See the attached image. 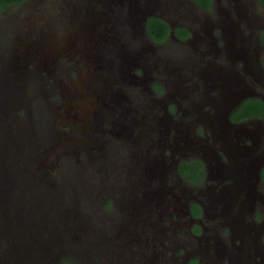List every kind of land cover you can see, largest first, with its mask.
Instances as JSON below:
<instances>
[{"label": "flooded vegetation", "instance_id": "1", "mask_svg": "<svg viewBox=\"0 0 264 264\" xmlns=\"http://www.w3.org/2000/svg\"><path fill=\"white\" fill-rule=\"evenodd\" d=\"M80 1L82 2V0L75 1L74 6H76L77 2ZM103 1L104 0H96L95 3H99L103 8L111 7V3H114L109 1V3L106 4L103 3ZM124 3L125 0L121 1L120 4L117 3V5H124ZM211 3L212 8L208 10L204 8L206 7L205 5L198 4L194 0H142L129 2L128 7H156L157 9L162 7V9H169L166 16L161 14L151 16L161 17L170 24V36L163 42L154 41L148 35L146 24V34L141 28H136L135 23L133 24V16L131 22L129 21L131 28H129V30H121L119 28L121 30L119 34L122 38H124V34L126 39H128L129 36L132 37L134 32L136 34L141 33L142 35H147L148 38L145 39V41L151 45L152 49L156 48V51H160V53L163 52L164 49H167V43L169 42L175 41L176 44L182 45L180 50L177 48L176 54L172 53L175 55L176 62H178L177 65L175 68L173 66L169 68V74L171 76L169 77V84L171 87L179 90L182 96H179L178 100H173L170 97H167L166 101V109L168 113H170L172 116H182L183 119H177L178 121L174 120L177 123L183 122L185 118H188L187 115L190 116L193 115L192 113L195 114L197 112V107L192 100H194L196 98L195 96L198 95L202 90L200 86L201 84L203 85L205 78L211 77V89H216L215 86H218L217 82L220 84V100H222L224 106H221V108L218 109L220 110L219 113L213 114L211 121H208V118L206 121L204 119V115H201V117L202 120L205 121L199 120L201 118L197 113L196 117L193 118L194 120H189L186 122L194 124L191 133L192 136L190 135L193 140H200L201 133H206L208 139H210L207 141L209 144H213L214 141L215 143L218 142L226 148L225 152L229 153L230 149L235 148V144H239L240 141H244L245 137L258 138L261 134H264V118L256 117L246 118L245 120L240 121H231L233 125H231L232 129L230 131L226 130L223 135L220 134L218 131L219 126H215L214 122L224 120L222 115L229 105L225 104L224 97L226 96L228 89L231 90V87H237V83L234 80L236 75L243 77L248 84L251 82L249 80L252 79L256 83H251V86L254 85V87L264 90V52L261 54L258 51V48H264V29L257 32L253 31V35L257 39V53L255 56H253L255 61L250 60V58L248 60L245 59L247 50L245 49L239 52L240 49L244 47L243 44L245 39L243 38L242 33L233 28V25L229 20V11L227 9L239 10L241 13L239 15L240 20L246 19L248 26L252 28L256 27L258 29L260 27V18L256 14V10H258L260 7H263L264 11V4L262 0H211ZM70 4L73 5V1H71ZM214 9L218 10L220 20L215 19L214 22L210 24L202 21L203 25L201 26V17H203V14L211 11L213 12L215 11ZM82 12L86 13V16L84 17L85 22L91 24V28L94 29V26L100 28V25L97 24L98 20L94 19L95 16L92 14L90 16L89 10L84 9ZM257 13H259V11ZM128 14L131 16V11ZM105 15L107 14L105 13ZM151 16L147 18V21ZM173 18L176 20H173ZM177 28L182 29L178 34L176 33ZM75 30L78 39L83 42L80 44V47L75 48L73 51L68 53H63V51L67 50L68 47L62 46V52L58 53V59H61V56H65V58L68 57L66 58L68 61L75 60L78 62L81 60L83 61L86 56L89 58L88 54L93 48L90 46L92 43H94L93 39L88 37L90 30L87 29V37L85 38L79 36L78 30ZM251 38L252 37H250V39ZM106 43H108L107 45H111L110 47L112 50H109V53L113 57L115 56L116 60V63L112 67H108L107 75L112 77L115 66L119 68L120 71H123L125 63H127L128 67H131L134 73L138 74L139 77H141L143 74L144 76L148 75L149 69L145 67L143 72V66H141L138 61L128 60L127 57L122 53V50H120L115 44L112 36L106 38L102 45H105ZM219 44L222 45L220 46ZM49 49L51 50V48ZM102 51L103 50H100L101 53ZM213 51L216 53L214 54V57L217 58L219 56V61L222 62L218 74L213 72L209 73L210 68L206 67L207 65L213 63V59L211 57L206 58V55L211 54ZM151 53L154 52L151 51ZM222 53H226V56L224 55L223 57ZM102 55H104V53H102ZM102 55L100 56L98 54V61L96 60L97 65H95L96 67L89 74L91 77H93L94 82L99 81V83H102L101 78H103V71L106 69L102 68L98 64V62L103 60ZM144 56L147 55L145 54ZM39 57L40 55L37 57V60ZM197 57H200L199 62L195 59ZM201 62H203V65L200 67V71H196L197 66L201 64ZM159 66L160 68L157 69V72H162L168 68V66L165 67L163 64H160ZM54 67V69H58L61 72L64 71L63 66L59 65V63H57V65ZM72 69L74 71H78V67L69 65L70 72H72ZM178 71L181 73L178 74ZM221 71L223 72L222 76ZM114 78L117 79L119 83H133L132 81L125 79L121 74L115 75ZM180 80L183 82L188 81V85L192 87V90L187 89V84L182 87ZM35 82H37V79ZM50 83L51 82L48 81V86ZM70 83L72 82L70 81ZM53 86H59L57 80L54 81ZM93 86H96L97 92L103 91L101 93L100 104L103 106V109L107 110L111 108L114 111L113 108L120 102L121 90H113L115 89L114 85L112 87L108 83L103 85V88H98L97 85ZM167 86L165 88L163 83H153L151 84L150 89L154 95L160 96L164 94ZM127 90L130 92L132 97L139 102V104L140 102L144 104L147 103V99L146 101L142 100V97L134 94L132 89H125L124 91ZM54 96H57V94L54 93ZM57 98L59 97H56L55 100ZM216 98H218V96ZM58 101H60V99H58L56 102ZM183 101L187 104V108H192V110H183L180 107L181 102ZM208 104L210 105L212 103L209 102ZM63 106L58 108L52 122L47 121L43 122L42 124L40 121L37 122L35 119L36 116L33 115V121H31L32 127H29V122H26V118L28 117H24L25 119H19V121L16 123V131L11 132L12 136L10 135L8 141L10 145L15 146L17 149L12 154L16 153L18 155L17 167H20L19 175L21 172H25V170L31 168L33 171H37V169L40 167L45 168L49 166L50 168H53L54 162L60 158L61 154H63L65 150L66 154L75 155L77 166L83 165L87 175L90 176L91 171L88 169L89 167L86 166H89V163L80 164V158L78 157V154L80 155L85 153L87 158L89 157L93 163H95V159H98V162H100L101 160L108 158L107 151L110 148V145L112 147V152L119 151L118 148H120L119 144H121V142H117L114 137H111V135L117 134L120 136V139L123 137L126 141L133 140L131 134H129V126L123 121H121L122 123H118L119 121H114V123H111L112 128L104 127L106 119H103V117H97L95 119L96 123H93L87 127L80 125V118H77L78 116H72L77 118V120L72 122V124L66 122L74 118H63V116H67L72 111L68 106H66L67 109ZM237 107H235L230 112L229 116ZM193 109H196V112H194ZM62 110L63 114L61 113ZM248 123L259 125L261 128L260 134L246 128V124ZM224 124L227 125L226 122H224ZM66 126H70L71 131L64 132V136L70 135L71 138H69L68 141L62 143L61 139L64 136L61 135V130ZM184 127L188 128V124L185 123L183 125V128ZM214 127L218 130H214ZM25 130H27V132H25ZM46 131L51 133V137L49 139V144L42 141V145L44 146L45 151L56 150V153H54L55 158L50 164H35V160H31L32 158L30 152L24 153V151H22L21 153V150H23L22 146L24 145V140L21 135L26 133L31 134V139H25L28 144L31 141L36 148L37 146H40L39 139L45 135ZM206 131H211V134L209 135ZM80 132H82L81 135H77ZM173 132H175V134L177 133L175 130H173ZM183 134L184 133L180 134V139L177 140V144L180 142H185L183 146L187 147L186 149L193 151L196 147L190 146L189 144H192L194 141L191 138L184 137ZM214 134L215 137H213ZM216 134H218V137H216ZM212 138L213 140H211ZM83 139L87 140L86 145L84 146L82 144L80 146L77 141ZM139 140L142 142L141 140H143V138H140ZM200 141L202 142V140ZM140 142L138 143L139 145L141 144ZM143 142H145V140H143ZM256 142H258V139ZM171 143L174 144L175 141H171ZM196 143L199 144V141L196 140ZM164 145L172 147L170 143L168 145L165 140L162 142L156 141L155 146L158 149V156L156 157L155 162L152 161L148 163L144 159V163L141 162V165H136L140 170H142V177L143 175L146 177L149 171L150 179L148 176V178L146 177L147 181H134L131 184V190L125 193L122 191L119 192L121 197L117 199L120 202L118 206L121 207L123 211H125L123 221L120 223L121 225L119 227V233L112 236L113 238H108V242L105 244L103 242L104 239L98 236L94 248L90 251H88L87 248L81 249L80 252L78 251L79 249L76 252L74 249L67 251L65 248L64 251L62 248H59L58 250L55 248L60 242L63 243H60L59 246L63 245L64 242L65 244L67 242L75 244L76 242L80 241L78 238H76V235L75 238H71L73 233L76 234L78 231L86 232L83 237L86 235L88 237H92L95 234L94 230H87L85 228L86 224L83 223V221L86 219L85 216L87 218L89 217V213L84 212L81 216L78 215L80 209V199L86 198V192L87 189H89L87 188V181H79L80 187L71 185L70 190H68V187H66L73 183L72 179L70 178L65 179L66 185L65 187H62L65 189H62L58 184L52 183V181H46L44 184L46 183L45 185L47 187L41 186L43 191L42 197L39 195H24L22 192L11 191L16 193V195L7 198L9 203L8 207L6 202L7 211L4 212L3 208H1L0 212V252H2L0 254V264H107L106 260L110 262V264H115L119 262L118 253L122 252L132 254L133 260L135 261L140 259L142 264H167L165 262V258H169L174 264L175 261L177 264H189L190 261L194 259H197L199 264H206V262L212 260L214 261V264H221V262L222 264H233L231 262V258L233 256H240L239 260H241V262L246 261L248 258H252L254 260L255 256H259L264 260V196H256V184L251 187V189H248L246 184L248 179L253 176L254 171H251L250 175H246L245 177L243 172L237 171L235 168L227 170L225 169L227 168V164L223 161L220 153L218 154L217 151L214 152V150L208 147L203 148V154L205 156L206 154L208 155L207 160H213L214 163H217L220 166L223 165V170L213 172V177L217 179L219 176L221 178L227 176V174H233V176L228 179L233 181H231L232 185L226 182V185L223 186L217 194L213 193L211 195L209 192V194L204 193L202 197L197 196L193 190L199 186L200 183H192L188 180H185L181 176L178 166L183 160H179L180 155L179 157H175L168 162L167 165L172 170L171 172L164 170V154L162 165H157L159 156L162 155L159 153V151L162 150ZM85 147L86 149H83ZM225 152L224 154H226ZM245 154L246 152L242 155H238L237 149H235L233 153L228 156L231 159H240L243 158ZM182 155L187 156V154L183 153ZM188 155L192 157L195 154L190 152ZM24 157L28 159V163L31 162L34 164H30V166H28V163L25 164ZM202 158L204 159L203 156ZM190 160H193V158H188V160L185 161ZM226 160H229L228 164H231L232 167H235V163H232L230 159L227 158ZM221 162L222 165L220 164ZM153 163L154 166H151ZM36 165L38 167H36ZM94 166H96V164H94ZM158 167L161 168V173L158 170ZM119 168V166L117 168L108 167L107 172H110L111 174L108 176L107 187H114L119 182V180L111 179L114 172H116L115 170H119ZM41 169L42 168H40V170ZM96 170L99 169L96 168ZM173 175L174 177L169 179V177ZM21 176L23 177L24 181V175L21 174ZM41 180L42 179L40 178L38 180L32 179L29 180L27 184H40ZM258 182L262 183L261 185L264 186V180L262 178ZM205 183H207V180H205ZM156 189L159 193V197L152 200V202L149 203V206L147 207L148 200L146 199V195H148L150 190L153 191ZM227 189H230V191ZM234 189L235 191L232 193ZM187 193H189V195H186ZM99 197L101 198L102 196ZM40 198H44L45 201H40ZM117 200H114V203ZM114 203L113 206L115 207ZM163 203L166 204L165 207L163 206ZM182 204L184 207H186L187 212L185 211V208L182 209ZM194 204L201 206L202 213L200 215H195L193 211ZM62 205L64 206V211H57L59 207L63 208ZM249 205H253L254 207L252 212H250ZM208 209H211L212 211L207 212ZM64 212L66 214H64ZM186 213L188 214L187 217L189 220L187 222H185V220L182 222L180 221V223H176L174 225V219H182V217H186ZM162 216H164V218ZM205 218H207L210 222H204ZM223 219H225L227 222L223 221ZM238 219H244L246 222L240 224ZM249 219L251 221L250 224ZM78 223L81 227H76ZM209 223L212 224V229H216L215 232L218 234L219 230L227 231L228 225L230 227V234H228L230 240L232 242H244L246 245L242 247L234 246V248L230 249V251L226 250L227 252H230L227 256L225 249H220L217 247L215 250V246H210L213 251L210 249H202L199 246L195 247L191 245L192 241L186 246L184 242H178L180 238H178L174 243L175 234L177 231L182 232L181 229L185 225H190V227L192 226V228L189 230V234L192 235L193 238H200L199 236L202 232L206 233L211 228ZM237 225H240L241 228L246 227L244 232L240 231L239 234H236L235 227H237ZM197 226L200 227L199 232H197ZM73 227L76 228L72 229ZM209 233L212 232L209 231ZM60 236L62 239L57 242V239H59ZM205 236H208V238L213 237L210 234ZM203 237L204 236L201 238ZM158 239L160 241L159 244H162L164 247V249L160 251L159 256L157 255L155 248V246L158 245ZM163 240H168L169 244H163ZM108 247L110 249H108ZM16 250L19 252V256H11V253ZM207 252L219 255L220 257L211 258L205 262L203 257ZM106 254H108L109 259L104 256ZM147 256L154 257L155 260L150 261L149 259L145 258ZM226 258H228L229 261L225 260ZM134 261L130 263L129 261H125L124 264H136Z\"/></svg>", "mask_w": 264, "mask_h": 264}, {"label": "rangeland", "instance_id": "2", "mask_svg": "<svg viewBox=\"0 0 264 264\" xmlns=\"http://www.w3.org/2000/svg\"><path fill=\"white\" fill-rule=\"evenodd\" d=\"M71 1H73V5L70 4ZM75 1L77 0H26L21 4L10 6L0 12V212L1 208H3L4 212L7 211L6 205L8 204L9 207L7 198L16 195V193H13L11 191L22 192L24 193V195H39L42 197L43 191L41 189V186H46V183L44 184V182L46 181H52V183L58 184L62 188L66 185L65 179L70 178L72 179L73 183L71 182L72 184L66 186L68 187V190H70L71 185L80 187L79 181L85 180L87 181V188H89L87 189V192L89 193L86 192V198L80 199V209L78 215L81 216L84 212L89 213V217L87 218L85 216L86 219L83 221V223L86 224L85 228L87 230L92 229L94 230L95 234L92 237H88L87 235L83 237L86 232L78 231L76 234L73 233L71 238H75L76 235V238H78V240L80 241L76 242L75 244H71L68 242L65 244L64 242L65 245L63 244L59 246L60 243H63L60 242L55 247L56 250L62 248L64 249V251L65 248L67 249V251L74 249L76 252L79 249L78 251L80 252L83 248H87L88 251L92 250L98 236L104 239L103 242L105 244L108 242V238L110 239L112 236L119 233V227L121 225L120 223L123 221V216L125 215V211H123L121 207L118 206L120 202L117 199L121 197L119 192L122 191L125 193L131 190L132 182L142 181V170H140L136 166L137 164L141 165V162L144 163L143 159H141L142 156L147 157L148 155H150L149 159H152L153 156H158V149L155 146L156 140L158 139L157 137L154 138L152 136V134L154 135L155 132L149 130V123L153 124L154 120H157L162 116L164 117V115L165 118L168 119L170 116H168V112L166 109L167 97H170L173 100H178L179 96H182L177 89L171 87L169 84V77H171L169 74V68L171 66L175 68V66L177 65L178 62H176L174 54H176L177 48H179L178 50L182 48V45L176 44L175 41L169 42L167 43V49H164V51L160 53V51H156V48L152 49L151 45L145 41V39L148 38L147 35H142L141 33L134 35L132 34V37L129 36L128 39H126L123 34L124 38L120 37L119 32L121 30H129V28H131V25L129 23V19L131 18V16L128 13H130V11L132 12V9L134 7H128V3L142 0H125L124 5L111 3V7L107 8L101 7L99 3L96 4V0H94V2L93 0H82V2H77L76 6H74ZM112 2L114 1L112 0ZM105 3L108 4L109 1ZM90 7H94L96 13L94 14V16L96 19H98L97 24L100 25V28L94 26L93 29L91 28V24L85 22L84 17L86 16V13L82 12V10H89L91 16ZM168 10L169 9H162V7H160V9L158 8L155 11L157 15L161 14L163 16H166L168 14ZM214 10L215 11L213 12L211 11L203 14V17H201V26L203 25V22L210 24L214 22L215 19L220 20L218 10ZM227 10L229 11V20L231 21L233 28L242 33L243 38L245 39L243 44L244 47L241 48L239 52L246 49L247 54L245 56V59L248 60L250 58V60L255 61L253 56H255L257 53V39L253 35V31L257 32L264 29L263 7H260L258 10H256V14L260 18V27L258 29L256 27L252 28L248 26L246 19L240 20L239 15L241 13L239 10ZM101 11H109V14L101 16L98 14ZM258 11L259 13H257ZM99 19L101 20V22H99ZM113 19H117V24L115 21V25L113 27L110 25L108 27H105L102 24L105 21L109 22ZM173 20L176 19L173 18ZM73 28L77 29L79 32V36H82L83 38L87 37V29L90 30V34L88 35V37L90 39H93L94 41V43H92L90 46L93 48L88 54L89 58L86 56L84 59L83 57V61L81 59V61L78 62H76L75 60L68 61V59H66L68 57L65 58V56H61V54V59H58V53L62 52V46L68 47L67 50L63 51V53H68L70 51H73L75 48L80 47V44L83 42L78 39L76 30ZM110 36H112L115 44L120 50H122V53L127 57L128 60L138 61V63L143 66V72L145 67L149 69L147 76H144L143 74L141 77H139L138 74L134 73L131 67H128L127 63H125L123 71H120L119 68L115 66L112 77L107 75L108 67H112L116 63L115 56L113 57L109 53V50H112L110 47L111 45H107L108 43L102 45L106 38H109ZM250 37L252 38L250 39ZM219 45L221 46L222 44ZM49 48H51V50ZM100 50H103L102 53H104V55H102ZM151 51H153L154 53H151ZM258 51L262 54L264 52V48H258ZM98 54L100 56L102 55L103 58V60L98 62V64L102 68H106L103 71V78H101L102 83H99V81L94 82L93 77L89 75L90 72L96 67L95 65H97ZM145 54L147 56H144ZM214 54L216 53L213 51L211 54L206 55V58L211 57L213 59V63L207 65L206 67L210 68L209 73L213 72L215 74H218L222 62L219 61V56L215 58ZM222 54L223 57L224 55L226 56V53ZM39 55V59L41 60H37V57ZM199 58L200 57H197L195 59L199 62ZM57 63L63 66L64 71L61 72L58 69H54V66L57 65ZM160 64H163V66L165 67L168 66V68H166L162 72H157V69L160 68ZM69 65L78 67V71H74L72 69V72H70ZM202 65L203 62H201V64L197 66L196 71H200V67ZM177 73L180 74L181 72L178 71ZM118 74H121L125 79L130 80L133 83H119L117 79L114 78V76ZM222 74L223 72L221 71V76ZM36 79L37 82H35ZM241 79L244 78L236 75L234 80L236 83H238ZM55 80H57V83L59 84V86L57 87L53 86ZM48 81L51 82L49 86ZM70 81L72 83H70ZM249 81L251 82H249V84L247 83L248 85L256 83L252 79H250ZM106 83H108L112 87L114 85L115 89L113 90H121L120 102H117L118 105L113 108L114 111L111 108L107 110L103 109V106L100 105L101 93L103 91L97 92L96 86H93L97 85L98 88H103V85H105ZM153 83H163L165 85V88L168 85V90L165 89L164 94L156 96L150 89V86ZM180 83L182 87L187 84V89L192 90V87L188 85V81L183 82L180 80ZM217 84L218 86H215L216 89H211V77L205 78L203 83L204 87L201 84L200 88L202 90L198 95L195 96L196 98L192 100L196 107L200 108L201 112L203 113L202 115L205 116L204 119L206 121L207 118L208 121H211L212 115L215 113H219L220 110L218 109H220L221 106H224L222 100H220V84L218 82ZM125 89H132L134 94L142 97V100L146 101L147 99V103L144 104L140 102L139 104V102L132 97L128 90L124 91ZM257 89L258 91L264 93V90H261L260 88ZM54 93H56L57 96H54ZM230 94L231 91H229V95ZM217 96L218 98H216ZM56 97L59 98L55 100ZM58 99H60V101L56 102ZM224 99L226 105L231 103V101H229L227 97H225ZM209 102H211L212 104L209 105ZM186 105L187 104L183 101L181 102L180 107L186 111L192 110V108H187ZM61 106H63L64 108L68 106L72 110L70 114H68L67 116H63V118L78 116L77 118H80V125L84 127L96 123L95 119L97 117H103V119H106V122L104 124L105 128H112L111 123H114V121H119L118 123H122L121 121H123L129 127L135 124L133 126L134 128L131 127L133 130L129 131V134L132 135L133 140L131 141L130 139H128L131 141L130 142L126 141L123 137L120 139V136L117 134L111 135V137H114L117 142H121V144H119L120 148H118L119 151L112 152V147L110 145V148L107 151L108 158L101 160L100 162H98V159H95V163H93V161L89 159V157L87 158L85 153L80 155L78 154V157L80 158V164L89 163V166L86 164L85 165L89 167L88 169L91 171L90 176L87 175V172L83 168V165L77 166L75 155L66 154L65 150L64 153L61 154L60 158L54 162L53 168H50L49 166L45 168L40 167L42 169L40 170V168H36L37 171H33L31 168L25 170V172H21L19 175L20 167H17L18 155L16 153L12 154L17 149L15 146L10 145L8 141L10 135L12 136L11 132L16 131V123L19 121V119H25L24 117H28L26 118V122H29L28 126L32 127L31 121H33V115L36 116V121H40V123L42 124L43 122L47 121L52 122L54 120L53 118L55 117L56 111ZM193 110L194 112H196V109ZM61 113L63 114V110ZM165 113H167V115ZM192 114L193 115L190 116L187 115L188 118H185V120L181 122L183 125L185 123L188 124V128L184 127L182 130V133H184L183 136L191 139L192 137H190V135L192 133L194 124L188 123L186 121L194 120L193 118L196 117L197 113ZM198 116H200L201 118L199 120L205 121L202 120L201 114H198ZM77 118L66 122L72 124V122L76 121ZM134 119H138V121L133 122ZM177 119L183 118L180 115H175L172 117V120L178 121ZM214 122L215 126H219V130L217 128L215 129V127L214 130H218L220 132L225 121L220 120ZM159 123V121L154 122V124L156 125ZM257 126L259 125L246 124V128L260 134L261 128L260 126ZM160 129H165L164 125L160 126ZM69 131H71L70 126H66L62 128L61 135L64 136V132ZM25 132H27V130H25ZM206 132H208L209 135L211 134V131ZM81 133L82 132L77 135L80 136ZM106 134L109 135L108 133ZM21 136L24 140V145L22 146L23 150H21V153L22 151H24V153L30 152L32 158L31 160H35V164H50L53 162V159L55 158L54 153H56V150L45 151L44 146L42 145V141L49 144V139L51 137L50 132L46 131L45 135H43L41 139H39L40 146H37L36 148L31 141H28L29 144L26 141V139L32 138L31 134L26 133ZM173 136V133L166 136V143L168 145L170 143L172 147L166 145L164 150L159 151V153L162 154L159 156V159L162 160L164 154L165 165L168 164V162L173 158L179 157V155V160H188V158L201 160L206 165L207 172L204 175L199 186H197L193 190L195 195L201 197L204 193L209 194V192L211 193V195L213 193L217 194L219 193L220 189L226 185V182L232 185L231 181H233L228 180L233 176V174H227V176L221 178L219 176L217 179L213 177V172L223 170L222 162L220 163L222 166H220L217 163H214L213 160H207L208 155L206 154L205 156L203 154V148L208 147L214 150V152L217 151L218 154L220 153L223 161L227 164V168L225 169L229 170L235 168L237 169V171L243 172L245 177L246 175H250L251 171L253 172L255 163L259 162L260 157L264 155V134H261L258 138L253 139L251 137H245L244 141H240L239 144H235L236 147L230 149L229 153L225 152L226 148L218 142L215 143L214 141L213 144H209V142L207 141L210 139H208L206 133H201L200 135V140H202V142L199 139H196L199 141V144L196 143V140L192 139L194 142L189 145L196 147L193 151L186 149L187 147L183 146L185 142H180L179 144H177V142L173 140ZM213 137H215V134ZM69 138H71L70 135L64 136L61 139V142L63 143L65 141H68ZM138 138H143L145 142H143V140H141L142 142H140ZM257 139L258 142H256ZM211 140H213V138ZM86 141V139H83L77 141V143L80 146L82 144L85 146ZM171 141H175V143L172 144ZM139 142L141 143L140 145L138 144ZM83 149H86V147ZM235 149H237L238 155H242L246 152L245 156L240 159H231L228 155H231V153H233ZM190 152H193L195 155L190 157V155H188ZM224 152L227 155L224 154ZM182 153L187 154V156L182 155ZM202 156L205 160L202 158ZM227 158L230 159L232 163H235V167H232L231 164H228L229 160H226ZM28 162V159L24 157V163L27 164ZM30 164L34 163L30 162L28 163V166H30ZM94 164H96V166H94ZM118 166L120 167L119 170H115L116 172H114L111 179L119 180V182L114 187H107L108 176H110L111 174L110 172H107L108 167L117 168ZM151 166H154V163ZM36 167L38 166L36 165ZM96 168H98L99 170H96ZM165 171L171 172L172 170L169 166H167L165 168ZM21 174L24 175V181ZM171 177H174V175L170 176L169 179ZM39 178L42 179L40 184H27L29 180H38ZM144 180L147 181L146 178ZM205 180H207V183H205ZM261 184L262 183L260 182H256V196H264V186H262ZM227 190L230 191V189ZM234 191L235 189L232 191V193ZM186 195H189V193H187ZM99 196L102 197L100 198ZM114 200L117 201H115L114 203ZM40 201L44 202L45 199L40 198ZM112 202L114 203L116 208L113 206ZM163 204V206L165 207L166 204ZM184 208L187 212L186 207H184V205L182 204V209ZM249 208L252 209L250 210V212L254 210L253 205H249ZM57 211H64V206L63 208L59 207ZM208 211L211 212L212 210L208 209L207 212ZM64 214L66 213L64 212ZM187 216L188 214L186 213V217H182V219L175 218L174 225L184 220L185 222H187L189 220ZM162 217L164 218V216ZM238 220L240 224L246 222V220L244 219ZM205 221L207 222L209 220L205 218L204 222ZM223 221L227 222L225 219H223ZM250 222L251 221L249 219V224ZM78 226L81 227L79 223L76 227ZM209 226L211 228L208 230V232H202L199 236L200 238H193V236L189 234V230L192 228V226L190 227V225H185L181 229L182 232L177 231V233L175 234L174 243L178 238H180L178 242H184L186 246L190 244L189 242L192 241L191 245L195 247L199 246L205 250L210 249L211 251L213 250L210 248V246H215V250L218 247L220 249H225V251H230V249H233L234 246L242 247L246 245V243L244 242H232L230 240L228 235L230 234V227L228 225L227 231L218 229L219 234L215 232L216 229H212L213 226L211 223H209ZM76 227H73L72 229ZM241 229H246V227ZM209 231H211L212 233H209ZM208 234L212 235L213 237L208 238V236H205ZM202 236L204 237L201 238ZM61 239L62 237L60 236V238L57 239V242H59ZM157 242L158 245H156L155 248L156 253L159 256L160 251L164 249V247L162 244H159V239L157 240ZM162 243L165 245L169 244L168 240H163ZM108 249L110 248L108 247ZM1 253L2 252H0V254ZM118 254L119 262L115 264H124L125 261H129V263L134 261L132 258V254H129L127 252ZM11 256L18 257L19 252L17 250L13 251L11 253ZM104 256L109 259L108 254ZM215 257L220 256L207 252L203 258L206 262L209 259ZM145 258L149 259L150 261L155 260V258L151 256H147ZM263 261L264 260L261 257L255 256L254 260L252 258H248L245 263L264 264ZM106 262L107 264H110V262H108L107 260ZM134 262L136 264H142L140 259L135 260ZM165 262L167 264H174L170 261L169 258H165ZM175 264H177L176 261ZM206 264H214V261H208L206 262Z\"/></svg>", "mask_w": 264, "mask_h": 264}, {"label": "water", "instance_id": "3", "mask_svg": "<svg viewBox=\"0 0 264 264\" xmlns=\"http://www.w3.org/2000/svg\"><path fill=\"white\" fill-rule=\"evenodd\" d=\"M108 1H112V0H104L103 3L105 2H108ZM114 3H118L120 4L121 1H124V0H113ZM92 4V3H91ZM157 8L156 7H134L132 9V14H131V18L129 19V21L131 22L132 20V16H133V24L135 23L136 25V28H141L144 33L146 34V28H145V24H146V21H147V18L151 15H157L156 14V10ZM94 12V13H93ZM107 15L109 14V11H104ZM103 11H101L100 13H98L99 15L101 16H105V13ZM91 14L94 16L95 13V10H94V7H91ZM96 19V18H95ZM102 19V18H101ZM98 20V19H96ZM117 19H113V20H110L109 22L108 21H105L104 23H102L105 27H108L109 25L110 26H114L115 24V21ZM99 22H101V20L99 19ZM116 24H117V21H116ZM134 34H136L134 32ZM138 34V33H137ZM240 82V83H239ZM237 83V87H231L232 89H228L227 90V94L225 97H227L229 99V101H231V103L228 105V108L226 109L225 112H223V118H224V121L227 123V125L223 124L224 126L222 127V129L220 130V134L223 135L224 132L226 130L230 131L232 129L231 125H232V120L229 116L230 112L237 106H239L241 104V102L248 98V97H253V96H259L263 99L264 101V93L261 92V91H258L257 88H255L254 86H251V85H248L247 82L244 80V79H241ZM176 89V88H175ZM179 91V90H178ZM229 91H231V94L229 95ZM180 95H182L180 93ZM224 97V98H225ZM198 114H203L200 110V108L197 107V112ZM167 115V113H165ZM168 116H170L168 119L165 118V115L164 117H159V119L157 120H154V122H157L159 121L160 123L159 124H153L152 123H149V130H152V132H155L154 135L152 134V136L154 138L157 137L158 140L156 141H159V142H162L166 139V136L167 135H170L171 133H173V140H175L177 142V140H179L180 138V134L182 133V129H183V125L181 123H177L175 122L174 120H172V115L170 113H168ZM134 121H138V119H134ZM143 123V122H142ZM249 124V123H248ZM135 124H133L134 126ZM164 125L165 129H160V126ZM133 126H130L129 127V131L133 130L132 128H134ZM233 126V125H232ZM132 127V128H131ZM235 127V126H234ZM173 130H175L177 133L175 134V132H173ZM257 133V132H256ZM219 134V133H218ZM218 134H216V137H218ZM132 136V135H131ZM152 138V137H151ZM140 139V138H138ZM153 139V138H152ZM253 139V138H252ZM165 149V145L162 147V150ZM148 155V153H147ZM149 156L148 155L147 157H142L141 159H145L146 162L150 163V162H155L156 160V156H153V158L155 159H149ZM163 161L159 159L157 165H162ZM165 163V161H164ZM164 165V170L165 168L168 166L167 164ZM264 166V155L260 157L259 159V162L255 163L254 165V169H253V176L251 178L248 179V181L246 182L247 184V188L251 189V187H253L256 182L260 181L261 180V170H262V167ZM149 171H148V174H147V178L149 176ZM144 175L142 177V180H144L146 178ZM248 178V177H247ZM254 178V179H253ZM149 179H150V176H149ZM251 210V209H250ZM224 261V260H223ZM233 264H236L234 263V261H231ZM246 261H242L241 263L239 264H245ZM222 264V262H221Z\"/></svg>", "mask_w": 264, "mask_h": 264}, {"label": "trees", "instance_id": "4", "mask_svg": "<svg viewBox=\"0 0 264 264\" xmlns=\"http://www.w3.org/2000/svg\"><path fill=\"white\" fill-rule=\"evenodd\" d=\"M26 0H0V12L10 6L16 4H21ZM198 4L205 5L206 9H211V0H194ZM264 4V0H262ZM146 28L148 35L156 42H163L170 36L171 26L170 24L161 17L151 16L147 23ZM182 30L180 28L176 29V33ZM264 43V39H263ZM264 64V58H263ZM264 118V101L259 96L248 97L242 101V103L231 113L230 118L232 121L245 120L246 118ZM179 172L181 176L192 183H200L204 175L206 174V169L204 163L199 159H193L190 161H181L179 163ZM261 178L264 180V166L261 170ZM193 211L195 215H200L202 213V208L200 205L194 204ZM197 232H199L200 227L197 226ZM189 264H199L197 259L190 261Z\"/></svg>", "mask_w": 264, "mask_h": 264}, {"label": "bare ground", "instance_id": "5", "mask_svg": "<svg viewBox=\"0 0 264 264\" xmlns=\"http://www.w3.org/2000/svg\"><path fill=\"white\" fill-rule=\"evenodd\" d=\"M158 170L160 171V173L162 172L161 168H159ZM146 197H147L146 199L148 200L147 201V207H148L149 206V203H151L152 200L157 199L159 197V193H158L157 189L156 190H153V191L150 190L148 192V195H146ZM240 212H241V210H240ZM235 228H236V234H239L240 231H243L244 232V229H241L240 225H237V227H235ZM228 253H230V252H227V256H228ZM239 258H240V256H238V257L237 256H233L231 258V260L234 261V263L239 264V263H241V260H239ZM225 260L229 261L228 258H226Z\"/></svg>", "mask_w": 264, "mask_h": 264}]
</instances>
